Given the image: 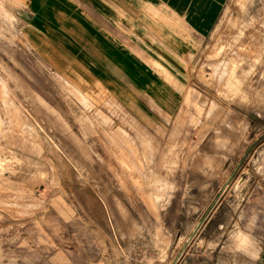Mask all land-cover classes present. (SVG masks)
<instances>
[{
	"label": "rangeland",
	"instance_id": "1",
	"mask_svg": "<svg viewBox=\"0 0 264 264\" xmlns=\"http://www.w3.org/2000/svg\"><path fill=\"white\" fill-rule=\"evenodd\" d=\"M0 0V264H258L264 0H228L174 113L89 97Z\"/></svg>",
	"mask_w": 264,
	"mask_h": 264
},
{
	"label": "crops",
	"instance_id": "2",
	"mask_svg": "<svg viewBox=\"0 0 264 264\" xmlns=\"http://www.w3.org/2000/svg\"><path fill=\"white\" fill-rule=\"evenodd\" d=\"M227 1L24 0V33L87 96L153 120L174 113L194 83Z\"/></svg>",
	"mask_w": 264,
	"mask_h": 264
}]
</instances>
